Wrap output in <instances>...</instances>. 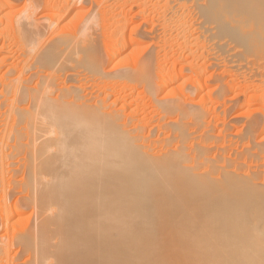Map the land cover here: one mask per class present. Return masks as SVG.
I'll use <instances>...</instances> for the list:
<instances>
[{
    "label": "bare ground",
    "instance_id": "bare-ground-1",
    "mask_svg": "<svg viewBox=\"0 0 264 264\" xmlns=\"http://www.w3.org/2000/svg\"><path fill=\"white\" fill-rule=\"evenodd\" d=\"M19 1L0 0V264H135L141 249L153 264H264V109L236 140L189 98L198 51L264 79V0H131L146 18L133 27L130 0H46L40 19V0L8 11ZM88 2L108 17L61 25ZM156 47L184 63L167 70ZM137 92L148 104L130 109Z\"/></svg>",
    "mask_w": 264,
    "mask_h": 264
},
{
    "label": "rangeland",
    "instance_id": "rangeland-1",
    "mask_svg": "<svg viewBox=\"0 0 264 264\" xmlns=\"http://www.w3.org/2000/svg\"><path fill=\"white\" fill-rule=\"evenodd\" d=\"M57 2V1H59V0H51V4L53 5L54 4V2ZM124 1V0H123ZM133 1V0H132ZM138 1V0H137ZM136 1V2H137ZM40 2H41V4H42V6H43V10L45 11V10H47V11H43V10H40V11H42V12H37L36 14H35V17H36V19H40V17H42L43 15H44V13H47V12H49V9H50V6H49V4H47L46 3V0H40ZM55 2V3H56ZM79 2H81V0H79ZM78 2V3H79ZM126 1H124L123 3H125ZM139 3H142V4H145L146 3V1H144V0H140V1H138ZM127 4L129 3V1L128 2H126ZM130 3H131V0H130ZM129 3V4H130ZM27 3H25L23 0L22 1H19V3H18V5H16L13 9H8V11H11V13H15V14H13V15H15L16 16V14L17 15H20L21 14V16L22 15H24V14H26L27 13V5H26ZM82 3H80V5H81ZM88 4V5H87ZM86 4V6L84 5V7H82L81 8V10L80 11H77L78 9V7L80 8V5L78 4V6H77V10H76V12L78 13V12H80V14H78L77 16H76V13L74 12V14L73 13H70V12H66L67 13V15H66V13L64 14L63 13V20H65V21H63V22H65L64 24H61V25H66V24H68L67 23V21L69 22V25H70V23L72 24L71 26L73 27L74 25H75V23H77V20H78V22L81 20V19H83L84 17H86V16H88V15H90V14H92L93 12L96 14V12L97 13H99L100 11H104L103 13H100V14H104V13H106V9L104 8V7H102V5H101V7L99 6V8L98 7H93V8H95V9H93V11H91L90 12V10H92V6H90V3L88 2ZM126 4V5H127ZM127 5L128 7L130 6V8L132 9V10H130L127 6H125L124 8H125V10L127 11V13H126V16H128L129 18H134V16L136 15H138V9H140L141 7H138L137 5H136V3L134 2V6H136L135 8L133 7V5H132V3L130 4V5ZM141 4V5H142ZM147 4V3H146ZM132 5V6H131ZM49 6V7H48ZM104 6V5H103ZM91 7V8H90ZM138 7V8H137ZM26 8V9H25ZM137 8V9H136ZM142 9V8H141ZM140 9V10H141ZM25 10H26V12H25ZM96 10V11H95ZM118 10H119V8H118ZM125 10H124V12H125ZM135 10L137 11V12H135ZM117 11V10H116ZM132 13V14H130V12ZM134 11V12H133ZM118 12V11H117ZM10 13V15H12ZM23 13V14H22ZM90 13V14H89ZM108 13V12H107ZM106 13V18L108 17L107 14ZM137 13V14H136ZM71 14V18L73 19H76V22H75V20H73V22L72 21H69L71 18L70 17H67V16H69ZM72 14H73V16L74 17H72ZM39 17H37V16ZM42 15V16H41ZM133 17H132V16ZM65 16H66V18H65ZM104 16V17H105ZM103 17V15H102V19L104 18ZM127 17V18H128ZM139 18L137 19V18H134V20L135 19H137L136 21H134V22H132L131 24H130V27L133 25V26H135V25H137L139 22L141 23V22H143V21H145L146 20V18L145 17H143V18H141V16H138ZM68 18H69V20H68ZM106 18H104V19H106ZM128 18V19H129ZM104 19H103V21H104ZM107 20V19H106ZM104 21V22H107V21ZM143 20V21H142ZM75 22V23H74ZM103 22V23H104ZM136 22V23H135ZM153 22H155V21H153ZM71 26H68L69 28H71ZM103 26H105L106 28H107V24L105 25V24H103ZM132 26V27H133ZM147 26V27H146ZM146 26H145V28H144V31H146L147 33L148 32H150L151 31V29L150 28H148V27H151L149 24H146ZM66 27H67V25H66ZM67 27V28H68ZM54 29V28H53ZM52 29V31L53 32H55V31H57L58 30V28H56L55 27V29L53 30ZM57 29V30H56ZM146 29V30H145ZM150 30V31H149ZM52 32V33H53ZM48 36H50L49 34L47 35V37ZM101 38V37H100ZM102 39V38H101ZM153 43V44H152ZM155 42L154 41H151V42H149V43H147V44H145V45H143V47L144 46H148V44H150V45H155L154 44ZM159 44H157L156 43V45L155 46H158ZM137 47H139V48H137ZM142 47V46H141ZM140 46H136L135 48V50H138V51H136L135 52V50L133 49V51H132V48H134L133 46H132V48L131 47H129V48H127L124 52H122L119 56H117V58H118V60L121 58L122 59V57H123V60L125 59V57L127 56V57H132V55H131V53L130 52H134L135 53V56H134V54H133V56L135 57V59H134V57H132L131 59H133V61L134 60H136V58H138L140 55H142L143 54V49L141 48ZM170 48V49H169ZM158 49V52H159V56H160V58L162 57V56H164L165 58L163 59V62L165 63V64H163V66L167 69V70H170V69H173L174 68V66L177 64L176 63V61H173L172 59H174V58H172V56L171 55H175L176 57H175V60H177L178 61V63H179V65L177 64L176 66H178V69H179V67L184 63V62H182L181 61V59H180V57H181V52H180V54H179V58L178 59H176L177 58V51L175 50V48L173 47L172 49H171V47H162V48H158V47H156L155 48V50L152 52V54L154 53L155 54V51ZM165 49V50H164ZM161 51H163V52H161ZM165 51V52H164ZM170 51V52H169ZM126 52H127V55H126ZM177 52V53H176ZM197 52V51H196ZM216 52V51H215ZM129 53V54H128ZM168 53V56L166 55ZM200 53V51H198L197 53H195L194 54V58H193V60H190V62H193V65L194 66H198L197 68H199V71H201V73L199 74V76L200 77H198L199 79H197V81H199L198 83H201V85L202 86H200L201 88H203V89H201V91H199V93H197L196 92V98L195 97H190L189 96V98H191L192 99V101L195 103V104H197V105H199V106H202V107H204V108H208V110H207V113L208 114H206V117H205V122H207V123H209V126H210V128H211V126H212V132H213V134L214 135H217L218 134V132L219 131H225V132H227L226 134H228L231 138L233 137L234 139L235 138H237L236 140H238V139H241V138H243V136L246 134V124H245V122H246V120L245 119H247L248 120V118H249V116L251 117L253 114H252V112L251 113H249L250 111H251V109H256V108H258V109H264V102H261V100L259 99L258 100V97L259 96H261V95H263L264 94V79H259V80H257L256 79V77H250V76H246V75H243L242 73H241V71H238L237 69H232V64L230 63H228L227 61H225V62H223L224 60H220L219 61V59H213L212 57V59L211 58H209V57H207V55L206 54H199ZM154 54H153V58H154V60L156 61V56H154ZM163 54V55H162ZM165 54V55H164ZM199 54V55H198ZM124 55V56H123ZM126 55V56H125ZM129 55H131V56H129ZM169 55H170V57H169ZM197 55V56H196ZM126 57V58H127ZM200 57V58H199ZM203 59H202V58ZM163 58V57H162ZM161 58V59H162ZM167 58V59H166ZM172 58V59H171ZM199 58V59H198ZM128 59V58H127ZM127 59H125L126 60V62H125V60H124V62L122 63V64H124V65H122V66H116V67H114L116 64L115 63H117V59H114V60H116V61H114L113 62V60H112V63L109 65V67H108V69H111L112 67H114V68H112V69H119L120 67H123V66H126V65H128V63L127 62H129ZM198 59V60H197ZM129 60H130V58H129ZM153 60V62L155 63V61ZM195 60V61H194ZM213 60H215V61H213ZM189 61V60H188ZM182 62V63H181ZM200 62V63H199ZM129 63H132V61L131 62H129ZM171 63V64H170ZM181 63V64H180ZM115 64V65H114ZM228 64V65H227ZM114 65V66H113ZM118 65H121V64H118ZM172 66H173V68H172ZM202 67H204V68H202ZM228 67V68H227ZM230 68H231V70H230ZM107 69V68H106ZM201 69V70H200ZM189 71V70H188ZM188 71H186V73L188 72ZM234 72V73H233ZM237 73H239V74H237ZM202 74H203V76H202ZM242 74V75H241ZM187 75L189 76V77H187ZM168 77V76H167ZM187 77V78H186ZM192 79L193 78V74H191V72L189 73H187V74H185V77H184V79H186V80H188V83H187V86H188V84L190 83V82H193L194 80L193 79H195V78H193L192 80H189V79ZM167 79H169V77L167 78ZM179 81H181V80H178V81H176V83L174 84H170L171 86L172 85H174V86H178V85H182ZM183 81V80H182ZM181 81V82H182ZM255 81H258V82H255ZM203 82V83H202ZM256 84H255V83ZM262 82V83H261ZM186 85V84H185ZM261 85V86H260ZM170 86V87H171ZM174 86H172V87H174ZM241 86V87H240ZM244 86V87H243ZM188 87H190V84H189V86ZM242 89V90H241ZM243 90H244V92H243ZM136 94V95H135ZM165 94H166V92H161L160 94L158 93V97H163V95L165 96ZM245 95V96H244ZM146 96V97H145ZM256 96V97H255ZM137 97V98H136ZM244 97V98H243ZM130 99H133L132 101L133 102H135L136 100V102L133 104V105H131V107H130V109H134L135 108V104H138V105H147L148 104V97H147V94H141V92L140 93H134V95H133V97H131ZM251 99H253V100H251ZM257 100V101H255V100ZM143 101V102H142ZM237 103H236V102ZM251 101V102H250ZM253 101H255V102H253ZM139 102V103H138ZM254 104H253V103ZM260 103V104H255V103ZM199 103V104H198ZM232 103H236L235 105H233L232 106ZM203 104V105H202ZM231 104V105H230ZM262 104V105H261ZM237 105V106H236ZM260 105V106H259ZM236 106V107H235ZM257 106V107H256ZM261 107V108H260ZM214 109V110H213ZM211 110V111H210ZM148 111H149V109H148ZM213 112V113H212ZM127 113H129V111L127 112ZM209 115V116H208ZM255 115H257V116H261V114H255ZM150 116H152V114L150 115ZM259 116V119L261 118ZM262 119V118H261ZM260 119V120H261ZM210 120V121H209ZM225 122V123H224ZM237 122V123H236ZM231 123V124H230ZM232 123H234V124H232ZM231 125L230 127H229V125ZM155 125V123L153 122V123H151L150 124V127H152V126H154ZM226 125H228V126H226ZM233 125V126H232ZM224 126H226V127H224ZM215 129V130H214ZM262 138H264V134H262V135H259L258 137H256V141L258 140H260V139H262ZM245 142V141H244ZM244 142H241L242 144V146H243V143ZM222 142L220 141V144H221ZM245 144H246V142H245ZM245 144H244V146H245ZM222 145V144H221ZM220 146V145H219ZM20 177L21 176H17L16 177V179H20ZM115 204H116V206L118 205V202H115ZM9 206H7V208H8ZM11 207V206H10ZM10 209V208H9ZM31 211H30V209H26V210H24V213L22 214V216L21 217H23V218H21L20 217V219L22 220V221H26L27 219H30L31 218ZM28 216H30V217H28ZM123 252H127V251H132L131 250V248L129 247V246H126V247H124L123 248V250H122ZM142 251H144L146 254H143V253H139L138 254V256H136L135 255V264H151L152 263V261H153V259L151 258V259H149V257H148V255H150V253H149V251L148 250H144V249H141V252ZM148 251V252H147ZM133 252V251H132ZM147 256V260H148V262L147 261H145V260H143L145 257ZM136 259H137V261H136ZM143 261V262H142ZM153 264V263H152Z\"/></svg>",
    "mask_w": 264,
    "mask_h": 264
}]
</instances>
